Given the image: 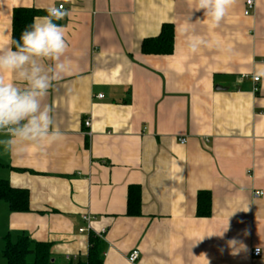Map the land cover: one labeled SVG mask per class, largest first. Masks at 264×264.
Instances as JSON below:
<instances>
[{
  "label": "crops",
  "instance_id": "obj_1",
  "mask_svg": "<svg viewBox=\"0 0 264 264\" xmlns=\"http://www.w3.org/2000/svg\"><path fill=\"white\" fill-rule=\"evenodd\" d=\"M253 1L245 17L246 0H237L215 29L195 0L64 3L69 14L54 22L64 28L71 71L44 101L63 136L20 153L0 145V180L29 196L26 213L0 202L1 251L3 236L25 235L48 244L57 264L84 259L88 235L79 229L90 215L93 233L106 231L103 264H131L132 251L133 264H264V250L252 257L264 245V79L252 76L264 66V0ZM63 2L0 0V50L10 47L14 8L47 13ZM164 24L174 28L171 54H142ZM192 35L208 46L191 53ZM132 186L137 216L127 214ZM199 192L211 196L208 218L196 216ZM229 217L223 239L197 242ZM233 237L247 254H229Z\"/></svg>",
  "mask_w": 264,
  "mask_h": 264
},
{
  "label": "clouds",
  "instance_id": "obj_2",
  "mask_svg": "<svg viewBox=\"0 0 264 264\" xmlns=\"http://www.w3.org/2000/svg\"><path fill=\"white\" fill-rule=\"evenodd\" d=\"M67 2L64 0L59 6L48 7L46 16L37 18L21 33L19 40L11 41L13 47L0 50V145L6 151L20 153L28 146L42 147L63 136L55 126L53 108L44 101L53 82L71 71L68 62L62 59L68 49L64 28L54 22L69 14L64 8ZM236 3L237 0H195L194 10H202L209 27L215 29ZM187 46L191 53H196L202 46H208V41L192 35ZM6 74H11L13 79H6ZM252 76L255 81L264 79V66L258 67ZM230 217L222 231L207 233L197 242L213 236L223 239L230 230ZM92 223L89 221L90 226ZM243 235H250L249 230L244 229ZM226 246L232 256L249 251L244 241L236 237L228 239ZM262 250L264 245L261 243L256 247L257 254ZM219 251L223 253L224 248Z\"/></svg>",
  "mask_w": 264,
  "mask_h": 264
},
{
  "label": "trees",
  "instance_id": "obj_3",
  "mask_svg": "<svg viewBox=\"0 0 264 264\" xmlns=\"http://www.w3.org/2000/svg\"><path fill=\"white\" fill-rule=\"evenodd\" d=\"M44 11L36 8L16 7L11 15V41L19 40L21 33L30 27L34 19L46 16ZM174 28L172 24H164L159 34L143 40L140 50L144 55L166 56L171 54L174 45ZM10 47L13 45L10 42ZM28 192L24 189L11 188L9 184L0 180V202L6 204L8 210L14 213L29 212ZM140 199L138 189L130 187L127 196V214L138 215ZM211 215V196L208 192H199L196 199V216L208 218ZM1 257L5 264H57L50 255V246L45 243L31 241L25 235H19L15 241L9 235L2 238ZM88 252L84 259L66 261L64 264H103L104 242L94 234L88 235Z\"/></svg>",
  "mask_w": 264,
  "mask_h": 264
},
{
  "label": "built area",
  "instance_id": "obj_4",
  "mask_svg": "<svg viewBox=\"0 0 264 264\" xmlns=\"http://www.w3.org/2000/svg\"><path fill=\"white\" fill-rule=\"evenodd\" d=\"M253 10H254V1L251 0V2H249V0H246L243 15L245 17H248V16H250L253 13ZM253 82L256 83L258 81H255L253 79ZM254 91H256V89H254ZM98 98L101 99L102 96L99 95ZM84 126L89 128L90 127V121L86 120L84 122ZM179 143L183 145V144H185V140L182 139V140L179 141ZM253 195L254 196H261L262 193L261 192H254ZM82 221L84 222L85 226L83 228L79 229V233L80 234H87V235L94 234L96 237L101 239V241L103 240V236H104V234L106 232L105 229H101V231H99L97 233H93V231L91 229V226L89 225V221H92V217L90 215H83L82 216ZM260 253L257 254L256 249H254L252 251V257H259ZM137 259H138V252L137 251H132L127 257V261L129 263H131V264L135 263L137 261ZM69 260L70 259H67V261H69Z\"/></svg>",
  "mask_w": 264,
  "mask_h": 264
},
{
  "label": "rangeland",
  "instance_id": "obj_5",
  "mask_svg": "<svg viewBox=\"0 0 264 264\" xmlns=\"http://www.w3.org/2000/svg\"><path fill=\"white\" fill-rule=\"evenodd\" d=\"M0 246H1V241H0ZM3 246V244H2ZM0 264H5L3 258L1 257V247H0Z\"/></svg>",
  "mask_w": 264,
  "mask_h": 264
}]
</instances>
